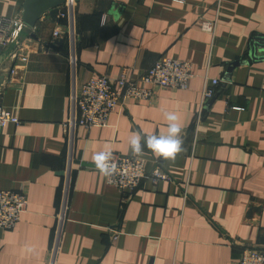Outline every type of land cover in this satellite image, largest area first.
Returning a JSON list of instances; mask_svg holds the SVG:
<instances>
[{
  "label": "crops",
  "instance_id": "crops-1",
  "mask_svg": "<svg viewBox=\"0 0 264 264\" xmlns=\"http://www.w3.org/2000/svg\"><path fill=\"white\" fill-rule=\"evenodd\" d=\"M25 1L0 0V15H22ZM33 33L21 38L27 65L12 85L5 73L0 89L21 122L0 136V189L28 199L21 222L0 230V264H50L56 245L54 264H238L245 250L264 249V48L252 43L264 37V0H79L71 16L45 15ZM17 49L0 53V70ZM162 58L193 65L187 90L129 100L107 126L69 135L75 85L132 80ZM207 78L222 84L197 124ZM168 112L179 117L182 150L133 155L132 135L166 134ZM106 149L173 181L147 179L125 196L93 162Z\"/></svg>",
  "mask_w": 264,
  "mask_h": 264
},
{
  "label": "built area",
  "instance_id": "built-area-1",
  "mask_svg": "<svg viewBox=\"0 0 264 264\" xmlns=\"http://www.w3.org/2000/svg\"><path fill=\"white\" fill-rule=\"evenodd\" d=\"M76 0H68L65 11L60 10V18H67L73 14ZM62 7V8H63ZM206 32H215L216 24L204 23L202 26ZM26 30L22 15L8 18L0 15V53L8 51L12 46L18 45V55L14 68L10 72L7 84H14V77L21 68H25L29 61L28 52L20 49L21 38ZM62 32L56 30L54 38H60ZM69 34L73 37L72 29ZM72 67H75V58H70ZM194 78L193 65L190 62L166 58L159 59L146 72L137 78L128 80L126 76L112 79L108 76H95L81 86L73 87L70 97L71 119L66 125L70 136L76 128L92 129L105 127L110 117L121 110L125 102L129 100L152 102L157 98L161 90H187L191 80ZM222 81L219 79H206L202 93L198 124L207 106L217 97ZM233 110L241 111L242 108L233 107ZM21 122L0 104V136L5 128L10 125H19ZM112 163L116 165V171L106 175L107 183L120 190L125 196L134 194L142 183L151 179L154 184L160 182H172L173 178L158 165L149 172L145 162L138 157L112 154ZM68 179L66 182V195L69 191L72 173V162L68 167ZM63 208L59 219L62 223L66 210ZM28 199L24 192L17 190L0 189V230H13L22 220L27 212ZM57 256V245L53 250L50 264L55 263ZM238 264H264V249H247L243 252Z\"/></svg>",
  "mask_w": 264,
  "mask_h": 264
},
{
  "label": "clouds",
  "instance_id": "clouds-1",
  "mask_svg": "<svg viewBox=\"0 0 264 264\" xmlns=\"http://www.w3.org/2000/svg\"><path fill=\"white\" fill-rule=\"evenodd\" d=\"M165 119L168 123L166 134L142 136L140 133H134L132 135L129 143L133 155H142L146 147L157 157H163L164 159L175 158L176 154L182 150V128L178 122L179 117L175 113H166ZM93 162L101 173L105 175L116 171V165L112 163L110 149L95 154Z\"/></svg>",
  "mask_w": 264,
  "mask_h": 264
},
{
  "label": "water",
  "instance_id": "water-1",
  "mask_svg": "<svg viewBox=\"0 0 264 264\" xmlns=\"http://www.w3.org/2000/svg\"><path fill=\"white\" fill-rule=\"evenodd\" d=\"M79 0H76L78 2ZM68 0H26L23 6V24L26 27V33L31 35L32 38L37 39L33 30L38 26L39 22L45 15L55 22L60 16V9L66 5ZM60 42H57L59 44ZM18 53L14 54L6 69L0 70V89L5 82V73H9L16 63ZM239 63L233 64V67L238 66ZM231 69V68H230Z\"/></svg>",
  "mask_w": 264,
  "mask_h": 264
},
{
  "label": "trees",
  "instance_id": "trees-1",
  "mask_svg": "<svg viewBox=\"0 0 264 264\" xmlns=\"http://www.w3.org/2000/svg\"><path fill=\"white\" fill-rule=\"evenodd\" d=\"M253 46L255 45L254 50H258L260 47L264 48V37H261L259 35H255L253 37Z\"/></svg>",
  "mask_w": 264,
  "mask_h": 264
}]
</instances>
